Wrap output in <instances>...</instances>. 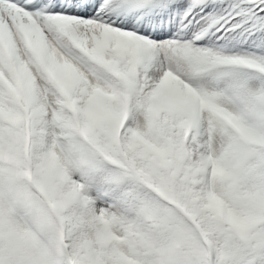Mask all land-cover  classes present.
<instances>
[{"label":"trees","instance_id":"16d2710c","mask_svg":"<svg viewBox=\"0 0 264 264\" xmlns=\"http://www.w3.org/2000/svg\"><path fill=\"white\" fill-rule=\"evenodd\" d=\"M36 77L40 102L48 112L51 127L50 136L40 133V137L42 141L51 138L52 149L74 180L59 184L56 201L65 202L66 196L78 187L86 198L101 204L100 217L93 206L69 201L60 214L66 226V251L60 225L46 203L25 180L15 176L14 167L0 163V264H69L67 255L72 264H92L87 242L105 264H210L205 242L182 211L213 246L218 256L215 264H253L260 251H247L227 222L216 217L210 208L208 190L221 198L241 223L250 224L264 216V170L255 160L261 149L242 144L226 156V149L219 150L220 156L210 153L222 174H213L207 185L203 174L206 153L195 140L196 135L190 137L186 149L183 133L176 130L172 135L165 115L153 120L148 108L140 111L133 104V131L160 150L173 146L174 151L171 169L165 171L150 156H144V145L124 134L125 158L140 178L148 177L147 181L157 189L166 180L181 209L178 210L143 185L136 175L110 165L81 139L70 138L72 131L67 123L71 117L61 107L59 95L53 94V88L47 87L49 84L40 74L36 73ZM114 82L106 73L103 85L92 88H100L103 95L113 94ZM235 101L245 114L251 115L242 97ZM0 102L4 103L1 97ZM14 133L11 127L0 124L1 153L19 155V150L13 149ZM100 139L103 149L110 144L104 135ZM34 152L32 149V157ZM221 157L225 164L220 163ZM110 233L115 236L111 241Z\"/></svg>","mask_w":264,"mask_h":264},{"label":"snow or ice","instance_id":"6c2138e0","mask_svg":"<svg viewBox=\"0 0 264 264\" xmlns=\"http://www.w3.org/2000/svg\"><path fill=\"white\" fill-rule=\"evenodd\" d=\"M0 26L73 41L66 54L84 73L78 88L102 86L106 61L118 60L140 111L159 94L186 101L181 119L206 154L243 144L225 116L264 139V0H0ZM255 160L264 170V149ZM253 264H264V249Z\"/></svg>","mask_w":264,"mask_h":264},{"label":"rangeland","instance_id":"374dc122","mask_svg":"<svg viewBox=\"0 0 264 264\" xmlns=\"http://www.w3.org/2000/svg\"><path fill=\"white\" fill-rule=\"evenodd\" d=\"M71 42L73 44V41ZM76 46L82 48L86 47L80 44H76ZM122 47H126V45H122ZM117 63H119L118 60L107 63L108 65H110L108 70H110V72L112 73H115L116 75L119 74L118 73L119 67H117ZM53 64H54L53 65L54 70L60 69V67L56 64V62L53 61ZM60 65L70 69L73 68L69 65L66 66L64 64H60ZM127 76L128 73H126V75H124L123 78H121L122 76L120 77L122 84L124 83ZM82 78H83L82 76L77 74L75 79L76 82L73 84L72 88L68 86L67 79H63L64 91L59 90L63 97V104L66 107H68L69 109L71 107L75 113L77 107L78 115H76L73 112L76 118V125L74 127V130L87 142L92 143L96 147L99 146L101 135L102 134L106 135L112 141V146L115 149V153L121 158L119 138L116 135V126H117V122H119V118L122 115V113L121 112L112 113L109 110L111 108L107 106L104 107L103 102L100 101V97L98 93L94 94L93 92L91 97L90 96L88 97L87 96L88 90L77 87L78 81ZM15 89L18 90L17 85H15ZM7 91H8V97L11 99L10 101L19 105L21 111L11 110L7 112L4 111L5 109H0V118L6 123L11 124L12 126H14L19 130L16 134L20 136L21 142L23 141V143L24 142L28 143V136L29 135L33 136L34 132H36V129L42 124L45 125L43 126L44 132L50 131L47 125L48 122H46V118H45L46 111L43 105L44 103L42 104L39 101L40 91L36 92V87L34 86V82H33V88L25 90V93L22 94V96H18L16 92H12L10 90ZM68 91L71 93L72 97L74 98L73 100L75 101V104H72V106L69 104V101L66 99L65 96L66 92ZM120 96L122 97L124 103V110H125V107L130 105V96L126 91L122 92ZM83 100H87L89 102L90 108L87 106L85 110L82 109ZM155 104H158V108L151 109L152 116L154 118H158L160 117L161 114L167 113L171 118H177L181 120L179 126L181 129H183L186 132L187 136L189 133H191V131L193 130V125L191 121L187 118L181 119V115L187 109L186 101H183L171 94H159L154 99V105ZM87 119L89 121L87 124H85V120ZM127 120H128L127 124L123 128L122 132L128 133L131 138H135L138 141H141L142 145H145L144 156H151V158L155 162L160 164V167L163 170L170 169L169 153L165 150L160 151L158 149L153 148L149 144H146L145 142L142 141V139L137 137L136 133L131 131L130 127L128 126L129 122L131 121V112H129V114L127 115ZM245 132L247 135H250L247 133L246 130ZM245 137L246 136L243 134V137L241 139L244 140ZM261 142L264 143V141ZM257 143L258 142H256L253 139L247 142V144L250 145H256ZM47 146H48V142H44L41 145V148H43V156L39 161L40 163L37 164L35 168L31 169V166L29 168L25 167L24 170L18 172L17 175L18 177H24L29 179L32 187L35 188L43 196L45 200H48L51 203V209L57 214H61L65 211L67 205L64 202L58 203L55 200L57 194V184L70 181L71 177L68 179L61 178L54 171L48 169L45 166V159H46L45 154H46ZM261 146L264 147V145ZM108 149L111 148L109 147ZM22 151H24V147L19 149L18 154L21 155ZM0 158L1 160L7 162L8 164L21 166V161H19L20 159L16 158L15 156L9 158H2V157ZM205 166H206L207 175L215 171L213 165L210 162H208V164L206 163ZM159 190L161 191L162 196L169 199V193H168L169 188L166 185V183H164V181H162ZM65 199H66L65 202L74 201L82 205H93L98 215L100 214L99 211L101 204H97L90 199L83 198L78 189L74 190L69 195H67ZM211 208L216 212L218 216H221L218 205L215 204V202L213 201H211ZM233 232L236 235V237L242 242V244L245 246L246 249H250L251 247L255 248V246L260 251L264 249L263 219H260L257 223L252 225H245V224L241 225L238 223L237 229L234 228ZM108 239L110 241L113 238L112 236H109ZM87 249L89 251V243H87ZM92 264H95V262L93 261Z\"/></svg>","mask_w":264,"mask_h":264},{"label":"bare ground","instance_id":"6f19581e","mask_svg":"<svg viewBox=\"0 0 264 264\" xmlns=\"http://www.w3.org/2000/svg\"><path fill=\"white\" fill-rule=\"evenodd\" d=\"M6 51H7L8 53L10 52V51H8V50H6ZM42 51H44V50H42ZM42 51H41V53H42ZM45 60L52 61V58H51V57H48V58L46 57ZM16 64H17V63H13L12 65H13L14 73H15L16 77H17L18 80H19V83H23V82H25L28 86L32 87V79H31L30 76H29V72H28V71H25L24 68H22L20 65L18 66V65H16ZM50 65H53V62H51ZM48 69H49V71H50V73H51L52 78L56 81V83H57L62 89H64V88H63V81L61 80L62 78L57 77V76L55 75V73L52 72L53 70H52L51 68L48 67ZM61 76H62V75H61ZM67 76H68V78L71 80V81H68V86H69L70 88H72L73 84L76 82V81H75V76H74V74H73V71L68 72ZM66 95H67V97H68V99H69V102H70L71 104H73V101H74V100L72 99L71 94H70L69 91L66 92ZM127 113H129L128 110H125L124 113H123V118H124V119L121 120V122H122V121H125V119H127ZM225 119H227V120L229 121V123L232 124V127H233L234 129H236V131H237L239 134H241L242 137H243V134L246 136V133H245V132H244V131H243V130H242V129L236 124V123H234L232 119L228 118L227 116L225 117ZM246 138L252 140L251 137H247V136H246ZM45 166H46L48 169L54 171V172H55L59 177H61V178H65V177L68 176V173H67V172H66V171H65V170L59 165L56 156L52 153V151L50 150L49 147L46 148ZM218 205H219V207H220V204H219V203H218ZM221 211H223V210L221 209ZM228 216H229V215H228ZM236 227H237V226H236ZM95 262H96L97 264H101V263H100L98 260H96V259H95Z\"/></svg>","mask_w":264,"mask_h":264}]
</instances>
